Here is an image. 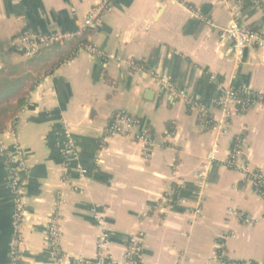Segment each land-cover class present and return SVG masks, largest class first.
I'll use <instances>...</instances> for the list:
<instances>
[{
    "label": "crops",
    "instance_id": "0c3cea01",
    "mask_svg": "<svg viewBox=\"0 0 264 264\" xmlns=\"http://www.w3.org/2000/svg\"><path fill=\"white\" fill-rule=\"evenodd\" d=\"M100 2L0 0V79L19 83L0 129V264H124L131 240L141 264H220L217 249L227 264H264V199L226 163L238 139L264 176V47L236 57L225 35L234 22L264 32V0ZM27 34L70 37L28 57L18 46ZM81 40L104 58L74 52ZM152 74L198 105L160 91ZM222 87L256 98L225 119L214 104ZM120 111L154 138L148 152L106 134ZM6 154L21 160L13 173ZM12 179L23 201L15 252Z\"/></svg>",
    "mask_w": 264,
    "mask_h": 264
},
{
    "label": "built area",
    "instance_id": "2783aa9c",
    "mask_svg": "<svg viewBox=\"0 0 264 264\" xmlns=\"http://www.w3.org/2000/svg\"><path fill=\"white\" fill-rule=\"evenodd\" d=\"M113 0H101L100 4L97 7L98 11H105L110 6ZM225 35L229 39L231 44V50L236 57H240L245 48L247 46L254 47H264V32L261 30H257L254 28H249L242 26L236 22L231 24L226 30ZM70 35L61 34V35H24L20 38L18 46L19 49L28 57L35 54L40 47H46L53 44H56L64 39L69 38ZM91 54L98 56L99 58H104V54L97 50L92 46L85 47ZM106 64V61H104ZM130 67L133 71H138L142 69L141 65L138 63H131ZM156 84L158 85L160 91L168 92L173 91L180 98H182L187 106L195 107L198 105L191 96H189L183 90H176L164 80L159 78L156 74H152ZM250 95H252V91L246 89H235L232 87L220 88V93L217 99L214 100V104L224 110L225 119L229 118L232 113V106L245 109L248 105H250ZM210 120H207V122ZM139 121L132 115L120 111L117 112L112 120L109 122L106 128V134L110 135H119L124 137H131L132 139L142 142L144 146V150L148 152L153 145L155 144L154 138L147 134H139L135 132V128L138 126ZM240 141L238 139L235 140L234 145L232 146L229 156L227 159V165L232 166L236 170L242 172L244 174L245 180L249 182L252 188L257 192V190L261 189L264 191V176L262 180H256L254 178V171L249 169L247 158L240 147ZM210 159L214 158L213 154L209 155ZM5 161L9 167L10 172L13 173L14 169L20 165L21 160L17 159L15 155H5ZM199 178L204 179V173H200ZM11 187L15 196V207L12 215V222L14 228V239L12 242V251L15 252L16 247L18 245L19 237H18V229L21 223V214L23 208V201L18 192V186L16 181L12 179ZM61 232L58 225V220L56 218H51L48 222L47 227V239L50 248V252L53 258L60 259L62 256V250L60 245ZM104 238H101L100 241L103 242ZM130 241L128 245V250L126 253V259L124 264H141L139 257V247ZM69 264H84V259L82 257L74 258L70 261ZM106 264H120L118 260L114 257L109 256ZM240 264H245V262H241Z\"/></svg>",
    "mask_w": 264,
    "mask_h": 264
},
{
    "label": "trees",
    "instance_id": "16d2710c",
    "mask_svg": "<svg viewBox=\"0 0 264 264\" xmlns=\"http://www.w3.org/2000/svg\"><path fill=\"white\" fill-rule=\"evenodd\" d=\"M81 46L82 47H87V46H90V45L87 43V41L81 40V41H78L77 43H75V46L73 47L72 50L75 52ZM250 96L251 97H250L249 103H251L256 98V95L253 92H252V95H250ZM8 99L9 98L7 96H3V98H1V104L3 102H5L6 100H8ZM22 102H23L22 98L18 99V104H21ZM0 107H1L0 108V115L5 114L8 106L7 105H0ZM1 126H2V121H0V129H1ZM253 174H254V178L256 180H262L263 179V177L261 176V174L258 171H254ZM173 190H174V193L171 196L172 197L171 203L175 202L176 201L175 199L177 198V194H176L177 193V188L174 186ZM257 193L260 194L261 197L264 199V191L262 190V188L257 190ZM216 252H217V255L219 256L220 264H227V263L230 262L229 259H227L225 256H223V254H222L223 249H217Z\"/></svg>",
    "mask_w": 264,
    "mask_h": 264
},
{
    "label": "rangeland",
    "instance_id": "374dc122",
    "mask_svg": "<svg viewBox=\"0 0 264 264\" xmlns=\"http://www.w3.org/2000/svg\"><path fill=\"white\" fill-rule=\"evenodd\" d=\"M7 71H9V68H7ZM27 83L28 82H25L23 85L21 84L22 86L20 85L22 92H24V87L27 88V86H28ZM18 86H19V83H17L16 81H9V80H1L0 79V105H7L8 106L5 114L0 115V121H3L4 119H6L12 115V112L14 109L13 108L14 100L17 99V97H15L14 95L18 91V89H17ZM3 96H7L9 99L1 104V98H3Z\"/></svg>",
    "mask_w": 264,
    "mask_h": 264
}]
</instances>
